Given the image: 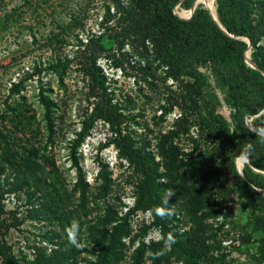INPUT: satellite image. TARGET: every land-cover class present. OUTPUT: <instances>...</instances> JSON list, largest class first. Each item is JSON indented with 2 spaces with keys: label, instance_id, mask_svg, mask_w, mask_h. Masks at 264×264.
Returning a JSON list of instances; mask_svg holds the SVG:
<instances>
[{
  "label": "trees",
  "instance_id": "1",
  "mask_svg": "<svg viewBox=\"0 0 264 264\" xmlns=\"http://www.w3.org/2000/svg\"><path fill=\"white\" fill-rule=\"evenodd\" d=\"M194 1L108 0L99 33L79 38L84 22L72 14L46 35L43 46H51L55 54L33 72L50 71L65 88L67 70L76 66L86 87L80 128L68 141L76 180L69 188L48 149L61 130L66 101L40 81L43 125H35L36 114L20 94L22 84L35 74L26 73L9 89L18 99L6 102V112L0 114V202L4 194H14L26 207L25 216L12 210L5 217L0 205V264H228L218 238L226 221L213 222L234 214L226 205L230 190L222 179L228 174L248 213L244 223L230 219L231 229L247 249L254 245L258 263L264 262V196L255 189L264 190V173L259 172H264V112L258 115L264 109V74L245 60L249 48L251 60L264 71V0H214L221 27L201 3L189 19L174 12L176 6L190 9ZM15 12L11 9L3 20L13 19ZM71 33L76 49L62 56L57 51ZM232 35L247 36L251 46ZM106 39L115 48L106 46ZM128 55L138 57L136 62L130 63ZM100 58L123 70L124 62L132 65L136 81L147 91L162 90L166 96L157 124L176 110L171 126L154 133L141 124L136 119L141 113L129 111L128 97H116ZM201 68L224 88L230 120L205 99ZM97 121L111 132L105 146L112 144L130 171L134 203L125 211L121 199L111 194L114 179L108 165L100 163L91 184L78 162L77 152ZM137 125L147 132L138 134ZM181 137L189 148L178 144ZM241 155L250 161L243 164L242 175L236 167ZM168 189L176 193L166 206L174 215L161 219L151 210L162 204ZM137 212H149L151 219L134 232L130 219ZM25 218L41 227L38 242L26 245L29 254L15 252L6 240L10 226ZM73 220L81 225L82 250L67 243L65 228ZM151 228L161 237L145 241ZM169 233L176 242L163 256L146 255L161 250Z\"/></svg>",
  "mask_w": 264,
  "mask_h": 264
},
{
  "label": "rangeland",
  "instance_id": "2",
  "mask_svg": "<svg viewBox=\"0 0 264 264\" xmlns=\"http://www.w3.org/2000/svg\"><path fill=\"white\" fill-rule=\"evenodd\" d=\"M29 4H25V0H0V114L6 112V102L18 99V95H10V86L13 82H17L24 77L26 73H35L33 69L36 65L46 62L55 54L51 46H43L46 35L56 29V24L60 21L69 20L70 15L81 18L84 22L83 30H77L78 37L85 39L90 33H99V21L103 15L104 5L108 0H27ZM198 3L208 5L214 12V0H197ZM214 9H213V6ZM16 10L13 19L3 20L4 15L10 12L11 9ZM175 11L178 15L185 17L189 15V9L176 7ZM16 19V20H15ZM67 36L68 42L61 47L57 52L64 56L69 55L76 49L75 39L72 36ZM35 37V40L34 38ZM106 46L115 48L112 40L106 39ZM128 50V47H125ZM130 63L136 62V56H129ZM105 75L110 79L111 86L115 89L116 97L120 100L128 97L129 111L141 115L136 119L141 124H146L154 133L158 129L166 130L171 126L172 120L177 115V111L169 113L165 116L164 121H159L157 116L160 115L162 105L165 101L166 94L158 91H147L141 80L136 81L135 75L137 70L132 65L124 62L125 69L112 67L104 58L98 61ZM71 66L67 70V75L64 78L65 88H62L57 82L56 76L50 71L42 70L40 74L35 73L31 78H27L22 84L21 95L26 98V103L31 106L36 114L34 124L40 123L43 125V108L38 102L37 93L38 85L41 81L53 90V95L58 94V97L63 98L65 102L63 107V119L61 130L54 139V142L49 145L50 154L56 161L61 177L65 183L72 188L76 180V169L71 164L69 157L68 141L73 137L74 131L80 128V115L82 108L86 102L84 93L86 87L81 78V73ZM201 71L206 75V83L204 86L205 99L216 106V109L230 120V108L225 101V91L215 80L214 76L205 68ZM168 84L171 81H167ZM144 94H147L145 97ZM62 109V108H61ZM60 121V122H61ZM7 126L11 124L7 121ZM144 126V125H143ZM143 126H134L138 134L146 133ZM133 127V128H134ZM154 133H148V137L152 138ZM195 133L192 129L191 134ZM111 135L108 125L97 121L90 130L81 147L77 152L78 162L81 165L87 181L91 184L95 183V176L99 171L100 163H106L112 171L114 183L112 185L111 194L118 196L125 211L134 203L132 195V186L130 171L124 165V160L117 156L116 148L111 144L105 146L108 137ZM42 137L41 135L37 136ZM178 144L183 148H189L190 142L185 137L178 140ZM247 157L241 155L236 158L237 165L241 167L246 162ZM225 187L230 190V198H228L227 206L234 212L232 217L227 215L226 218L218 217L213 222L215 225L226 221L223 230L219 232L218 238L220 241L221 251L225 253V261L228 264H259L257 260L256 247L251 245L247 249L246 245H242L238 239L236 230L231 229L230 219L238 223H244L247 220V206L244 199L238 194V190L234 191V181L230 175L223 177ZM24 200L17 198L14 194H4L0 205H3L5 217H11L10 211H17V216L26 215V207L23 206ZM225 209V208H224ZM149 212H137L131 216V226L133 231H138L143 224L150 220ZM11 221V220H10ZM40 224L35 220L25 218V220L17 227L10 226L6 240L14 247L15 252L19 249L25 253L30 252L26 245L38 242V234L41 233ZM226 231L229 232L225 236ZM223 233V234H221ZM161 237L159 231L151 228L145 236V241L149 239H159ZM90 257V256H88ZM82 264H87L82 262ZM263 264V263H262Z\"/></svg>",
  "mask_w": 264,
  "mask_h": 264
},
{
  "label": "clouds",
  "instance_id": "3",
  "mask_svg": "<svg viewBox=\"0 0 264 264\" xmlns=\"http://www.w3.org/2000/svg\"><path fill=\"white\" fill-rule=\"evenodd\" d=\"M176 193L173 189H168L162 199V204L156 206L151 211L155 216L160 217L161 219H164L166 217L174 215V210L166 207L170 200H172L175 197ZM81 225L78 220H73L69 224L68 227L65 228V235L67 239V243L74 247L77 250H82L84 247V244L81 240ZM176 242L175 236L171 233H169L166 238L163 240V248L156 252L155 254L151 251L146 252V255L152 256L155 255L157 258L160 256H163L168 249L171 248V246Z\"/></svg>",
  "mask_w": 264,
  "mask_h": 264
},
{
  "label": "water",
  "instance_id": "4",
  "mask_svg": "<svg viewBox=\"0 0 264 264\" xmlns=\"http://www.w3.org/2000/svg\"><path fill=\"white\" fill-rule=\"evenodd\" d=\"M197 4H198V1L195 0V1L193 2L192 6H191L190 9H189V15H188V16L182 17V16L178 15L177 12L175 11V8H176L177 6L174 7V12H175L178 16H180L181 18L189 19V18L192 16V14H193V12H194V10H195ZM205 7L209 10V12H210L212 18H213V19L218 23V25L221 27L220 23H219L218 20H217L216 15L213 14V12L211 11L210 7H209L208 5H205ZM224 31H225V30H224ZM225 32H226V31H225ZM232 36H234V37H243L244 39H246V41H247V43H248V47L251 46V42H250V40H249V38H248L247 36H245V35H232ZM249 52H250V51H249V48H248V50H246V52H245V60H246V62H247L248 64H250L253 68H255V69H257V70H260V71L264 74V71L261 70V69H260V68H259V67H258V66H257L252 60H251V58H250V56H249ZM263 112H264V109L261 110V111L259 112L258 115L262 114ZM246 159H247V162L250 164L249 159H248V158H246ZM236 167H237V170L239 171V173L242 175L241 167H239V166L237 165V162H236ZM258 171H259V170H258ZM259 172L264 173L263 171H259ZM255 189H257V190H258V191L264 196V190H263L262 188L255 186ZM263 264H264V262H263Z\"/></svg>",
  "mask_w": 264,
  "mask_h": 264
},
{
  "label": "bare ground",
  "instance_id": "5",
  "mask_svg": "<svg viewBox=\"0 0 264 264\" xmlns=\"http://www.w3.org/2000/svg\"><path fill=\"white\" fill-rule=\"evenodd\" d=\"M212 6H213V4H212ZM211 9H212V7H211ZM213 9H214V6H213ZM211 11H212V10H211ZM212 12H213V11H212ZM188 13H189V12H188ZM213 14L216 15V14H215V9H214ZM187 16H188V15H187Z\"/></svg>",
  "mask_w": 264,
  "mask_h": 264
}]
</instances>
